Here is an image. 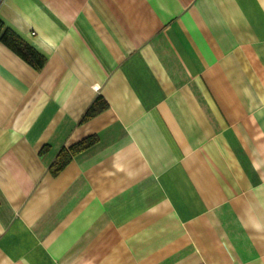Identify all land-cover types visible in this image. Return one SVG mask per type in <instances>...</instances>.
<instances>
[{
  "label": "crops",
  "instance_id": "obj_1",
  "mask_svg": "<svg viewBox=\"0 0 264 264\" xmlns=\"http://www.w3.org/2000/svg\"><path fill=\"white\" fill-rule=\"evenodd\" d=\"M0 20L45 59L0 39V264H264V0H0Z\"/></svg>",
  "mask_w": 264,
  "mask_h": 264
},
{
  "label": "trees",
  "instance_id": "obj_2",
  "mask_svg": "<svg viewBox=\"0 0 264 264\" xmlns=\"http://www.w3.org/2000/svg\"><path fill=\"white\" fill-rule=\"evenodd\" d=\"M0 39L12 51H14L18 56L31 64L33 67L40 68L44 64V57L32 45L23 41L13 30L5 27L1 20ZM104 107L105 105H102L98 101H95L86 112L84 118H89L95 115ZM95 140L96 138L94 136H89L72 145L68 150L62 149L52 165L53 172L61 170L69 162L72 155H75L81 150L89 147L95 142Z\"/></svg>",
  "mask_w": 264,
  "mask_h": 264
}]
</instances>
